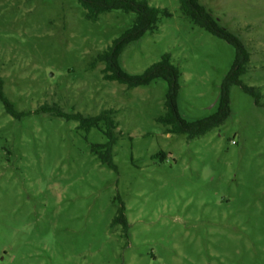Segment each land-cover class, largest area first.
I'll return each mask as SVG.
<instances>
[{
  "label": "rangeland",
  "instance_id": "rangeland-1",
  "mask_svg": "<svg viewBox=\"0 0 264 264\" xmlns=\"http://www.w3.org/2000/svg\"><path fill=\"white\" fill-rule=\"evenodd\" d=\"M158 28L129 43L118 63L137 75L169 54L181 72L179 115L215 113L236 58L227 41L195 25L180 0ZM249 54L230 88L223 125L189 140L157 121L162 79L129 88L105 78L97 57L134 15L88 21L78 0H0V76L16 118L0 100V264H264V0H198ZM115 110L116 143L104 163L99 129L36 113ZM124 208L129 227L113 224Z\"/></svg>",
  "mask_w": 264,
  "mask_h": 264
},
{
  "label": "trees",
  "instance_id": "trees-1",
  "mask_svg": "<svg viewBox=\"0 0 264 264\" xmlns=\"http://www.w3.org/2000/svg\"><path fill=\"white\" fill-rule=\"evenodd\" d=\"M84 10V17L88 21H95L98 17L107 12L121 11L125 14H133L132 26L106 51L98 55L97 63L106 65L103 72L105 78L110 81H117L127 85L129 88L150 85L157 79L167 82L166 94V114L157 118V121L169 126L168 132L178 135L186 134L189 140L205 135L213 128L224 124L230 115V88L234 85L240 86L246 93L250 94L259 105L262 94L258 88L245 85L241 77L246 73V65L249 61V54L244 45L226 29L220 27L216 20L199 4L198 0H180V9L195 25L205 29L213 35L227 41L235 47L236 58L232 69L225 77L222 84L218 106L215 113L203 119L187 122L183 119L177 109V98L180 90L181 72L172 61L169 54L162 56L161 60L148 67L143 73L132 75L121 69L118 60L123 49L131 42H136L144 37L148 32L158 28L161 16H169L167 10L154 7L148 0H78ZM3 79L0 76V100L4 103L6 110L13 117L21 118L27 113H19L15 110L12 102L5 96ZM36 113L49 114L53 117H61L66 120L79 121L80 127L90 130L97 128L108 138L107 144L93 146L94 152H99L104 163L112 168H116L111 158L112 146L116 143L115 129L117 122L114 120L115 110H106L99 115L91 117L80 113L67 114L63 111L50 107L41 106ZM122 223L127 230L129 227L124 208H121L113 220V224Z\"/></svg>",
  "mask_w": 264,
  "mask_h": 264
}]
</instances>
